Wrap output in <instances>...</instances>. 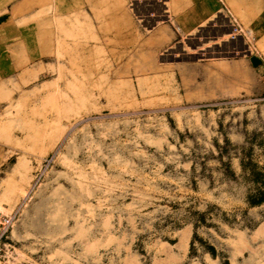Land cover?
<instances>
[{"label": "rangeland", "instance_id": "obj_1", "mask_svg": "<svg viewBox=\"0 0 264 264\" xmlns=\"http://www.w3.org/2000/svg\"><path fill=\"white\" fill-rule=\"evenodd\" d=\"M216 1L0 0V264H264V14Z\"/></svg>", "mask_w": 264, "mask_h": 264}, {"label": "crops", "instance_id": "obj_2", "mask_svg": "<svg viewBox=\"0 0 264 264\" xmlns=\"http://www.w3.org/2000/svg\"><path fill=\"white\" fill-rule=\"evenodd\" d=\"M206 1L207 0H205V2H204L205 3L204 6H202L201 4H199L198 6L196 5V19L204 18V16H206L205 14H207L206 12H208V14H209L213 11L214 8H216V5H217L216 0H214V1L209 0V2L207 1V4H206ZM259 3H262L263 6L259 5ZM256 4H257L256 6L247 5L246 8H247V10L256 11V19L259 20V18H261L264 14V1L257 0ZM259 27H261V26L257 25L256 29H258ZM185 231L188 233V238H189V232L187 230H185ZM181 235H180V237H181ZM188 238H187V242H188ZM179 243H180V239H179ZM3 249H4V247H3Z\"/></svg>", "mask_w": 264, "mask_h": 264}, {"label": "trees", "instance_id": "obj_3", "mask_svg": "<svg viewBox=\"0 0 264 264\" xmlns=\"http://www.w3.org/2000/svg\"><path fill=\"white\" fill-rule=\"evenodd\" d=\"M256 179L260 181L262 190H258V195L256 198H251L248 200V204L250 207H257L264 203V176L257 174Z\"/></svg>", "mask_w": 264, "mask_h": 264}, {"label": "built area", "instance_id": "obj_4", "mask_svg": "<svg viewBox=\"0 0 264 264\" xmlns=\"http://www.w3.org/2000/svg\"><path fill=\"white\" fill-rule=\"evenodd\" d=\"M12 216H4L2 218V221H1V235H0V262H1V258H2V254H3V247L4 245H1V239L3 237L6 238V234L8 233L9 229L11 228L12 226Z\"/></svg>", "mask_w": 264, "mask_h": 264}, {"label": "water", "instance_id": "obj_5", "mask_svg": "<svg viewBox=\"0 0 264 264\" xmlns=\"http://www.w3.org/2000/svg\"><path fill=\"white\" fill-rule=\"evenodd\" d=\"M251 62L253 65L257 66V65H260L261 64V61L258 60L257 58H252L251 59Z\"/></svg>", "mask_w": 264, "mask_h": 264}]
</instances>
